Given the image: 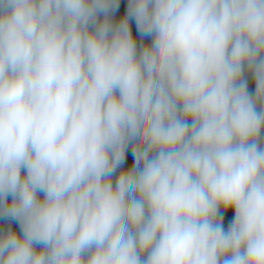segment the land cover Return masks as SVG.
I'll list each match as a JSON object with an SVG mask.
<instances>
[{
	"label": "clouds",
	"instance_id": "1",
	"mask_svg": "<svg viewBox=\"0 0 264 264\" xmlns=\"http://www.w3.org/2000/svg\"><path fill=\"white\" fill-rule=\"evenodd\" d=\"M0 264H264V0H0Z\"/></svg>",
	"mask_w": 264,
	"mask_h": 264
},
{
	"label": "trees",
	"instance_id": "2",
	"mask_svg": "<svg viewBox=\"0 0 264 264\" xmlns=\"http://www.w3.org/2000/svg\"><path fill=\"white\" fill-rule=\"evenodd\" d=\"M122 12H123V3L120 9V12L117 15L119 16ZM133 31L135 32L134 25H133ZM249 87H250V90H254V84L251 82V80L249 81ZM228 215H231V213L229 212ZM13 226L17 227V230H19L17 225H13Z\"/></svg>",
	"mask_w": 264,
	"mask_h": 264
}]
</instances>
